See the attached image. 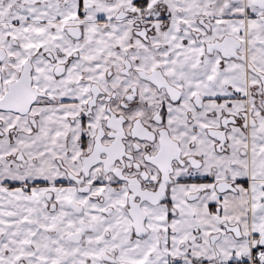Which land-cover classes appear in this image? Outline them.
<instances>
[{
    "label": "snow or ice",
    "instance_id": "6c2138e0",
    "mask_svg": "<svg viewBox=\"0 0 264 264\" xmlns=\"http://www.w3.org/2000/svg\"><path fill=\"white\" fill-rule=\"evenodd\" d=\"M0 264H264V0H0Z\"/></svg>",
    "mask_w": 264,
    "mask_h": 264
}]
</instances>
